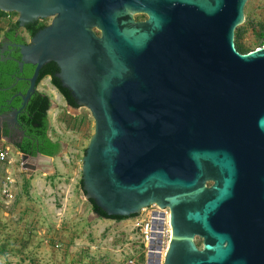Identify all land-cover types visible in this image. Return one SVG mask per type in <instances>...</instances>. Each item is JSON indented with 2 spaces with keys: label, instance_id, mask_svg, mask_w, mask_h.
<instances>
[{
  "label": "water",
  "instance_id": "obj_1",
  "mask_svg": "<svg viewBox=\"0 0 264 264\" xmlns=\"http://www.w3.org/2000/svg\"><path fill=\"white\" fill-rule=\"evenodd\" d=\"M247 2L0 0L20 25L52 18L13 44L20 71L35 69L9 100L20 96L19 107L0 113V141L10 142L2 128L18 123L41 69L55 62L95 119L82 158L88 200L109 216L168 207L164 264H264V45L242 52L235 43ZM60 142L55 156L21 152L22 167L52 164L68 149ZM152 216L161 231L165 213ZM155 234L148 262L159 264Z\"/></svg>",
  "mask_w": 264,
  "mask_h": 264
},
{
  "label": "rangeland",
  "instance_id": "obj_2",
  "mask_svg": "<svg viewBox=\"0 0 264 264\" xmlns=\"http://www.w3.org/2000/svg\"><path fill=\"white\" fill-rule=\"evenodd\" d=\"M18 16L0 9V36ZM146 17L136 15L140 20ZM235 43L242 52L264 45V0H248ZM45 80L58 100L41 85ZM43 81L39 89L56 103L49 111V136L65 142L68 149L51 166L44 164L48 171L28 176L25 169L15 172V198L9 204L0 200V264H126L130 260L145 264L136 220L98 217L83 192L82 158L95 125L90 109L69 110L50 77ZM7 144L20 160V151L10 143L3 145ZM202 241L196 237L199 246Z\"/></svg>",
  "mask_w": 264,
  "mask_h": 264
},
{
  "label": "flooded vegetation",
  "instance_id": "obj_3",
  "mask_svg": "<svg viewBox=\"0 0 264 264\" xmlns=\"http://www.w3.org/2000/svg\"><path fill=\"white\" fill-rule=\"evenodd\" d=\"M17 22L18 18L17 20L12 21L0 36V113L10 112L11 108L19 107L21 102L20 96H16L12 100V102H9V100L13 97L14 94L19 92L25 93L27 91V89L31 85L29 79L33 75L35 69L33 65L26 64L23 71H20L17 60L20 59L21 55L19 52V48L13 46V44L28 43L38 31H40L50 23L46 18L37 19L28 22L25 25H20L19 22ZM1 57H3L4 59L1 60ZM39 77L36 84V90L31 94V97L28 100L27 104L18 115V123H16L13 128H8L7 126H5L1 131L2 135L8 137L10 140L9 143L13 145L17 150L20 151L18 145L27 146L33 152H35V155L40 151H38L36 145L33 143L35 137H33V135H31L30 133L29 120H27L25 116L29 111V106L34 101V96L37 93H44L39 89L40 83L44 78L40 79ZM50 82L52 83L51 77ZM56 89L59 93H61L57 87ZM62 149L63 145L61 144V150L58 153H60Z\"/></svg>",
  "mask_w": 264,
  "mask_h": 264
},
{
  "label": "trees",
  "instance_id": "obj_4",
  "mask_svg": "<svg viewBox=\"0 0 264 264\" xmlns=\"http://www.w3.org/2000/svg\"><path fill=\"white\" fill-rule=\"evenodd\" d=\"M18 23V22H17ZM239 50V49H238ZM59 67L55 62H50L46 64L40 73V79L45 78L46 76H51L52 83L59 89V91L65 96L68 105L78 108L79 105L72 97L70 90L65 88L61 80L56 76V72H58ZM33 103L29 106V111L25 116L27 120H29L30 124V133L35 137L33 143L36 145L38 151L43 154L55 156L61 150V142L53 140L49 135L48 131L50 128V120L48 115V110L51 107L52 100L48 94L37 93L33 98ZM20 151L22 153H28L35 155L29 147L18 145ZM82 186L83 181L81 180ZM92 204L93 211L97 213L101 218H111V219H124L128 218L126 216H109L106 212H104L100 207H98L95 202L90 199ZM131 215V216H135ZM130 216V217H131Z\"/></svg>",
  "mask_w": 264,
  "mask_h": 264
},
{
  "label": "built area",
  "instance_id": "obj_5",
  "mask_svg": "<svg viewBox=\"0 0 264 264\" xmlns=\"http://www.w3.org/2000/svg\"><path fill=\"white\" fill-rule=\"evenodd\" d=\"M11 150L10 145H6L4 147H0V167L5 166L6 164L12 163V156H11ZM21 154V152H20ZM21 166L23 165L22 161V155L20 156L19 160ZM16 178H13L11 174L7 173L4 180L3 185V201L7 204H9L13 199L15 198V192L14 188L16 186ZM154 211H163L165 213L164 217V223H163V229L159 231L158 229H153V216L152 213ZM145 213V216H142ZM133 219L136 221L134 222V225L136 228H138V238L141 245H143V256H144V263L145 264H156V263H149V252L150 246L152 244V239L156 238L158 239V235L154 233L161 232L162 233V242H161V249L159 250L161 256H160V263L164 264V258L165 254L167 252L170 237H171V224H170V209L168 207L166 208H160L156 203L152 204L149 207H145L142 209V211L139 214H136L135 216H132ZM157 244V243H156ZM154 252H158V250H154ZM153 259H157V256H153ZM132 264H140L136 260H130L129 261ZM128 263V262H127Z\"/></svg>",
  "mask_w": 264,
  "mask_h": 264
},
{
  "label": "crops",
  "instance_id": "obj_6",
  "mask_svg": "<svg viewBox=\"0 0 264 264\" xmlns=\"http://www.w3.org/2000/svg\"><path fill=\"white\" fill-rule=\"evenodd\" d=\"M48 77V76H47ZM46 78V77H45ZM44 78V79H45ZM43 79V80H44ZM70 106V105H69ZM71 107L72 106H70L69 107V110L71 109ZM74 108V107H73ZM79 108V107H78ZM77 109V108H76ZM50 111V110H49ZM49 111H48V115H49ZM55 141H60V140H55ZM6 143V141H4V140H1L0 141V147H4V145L3 144H5ZM8 143V142H7ZM7 145H9V144H7ZM6 146V145H5ZM11 156H12V163H10V164H6L5 166H3V167H0V200H2L3 201V191H2V189H3V185H4V180H5V176L7 175V173H9V174H11V176L13 177V178H15V172H17L18 170H20V171H24V169L25 168H23L20 164H18V162H19V160L17 161V157L15 156V154L13 153V152H11ZM48 162H50V161H48ZM52 164H50V166H51ZM49 166V167H50ZM19 168V169H18ZM39 169H37L36 171L38 172V171H40V170H43L44 172L45 171H48L47 170V168L48 167H46V170H45V166L44 165H42V166H40V167H38ZM25 170H27V169H25ZM29 171V172H28ZM34 171L35 170H27V176L28 175H32L33 173H34ZM35 171V172H36ZM105 220H106V218H105Z\"/></svg>",
  "mask_w": 264,
  "mask_h": 264
},
{
  "label": "bare ground",
  "instance_id": "obj_7",
  "mask_svg": "<svg viewBox=\"0 0 264 264\" xmlns=\"http://www.w3.org/2000/svg\"><path fill=\"white\" fill-rule=\"evenodd\" d=\"M49 77V76H48ZM44 88H46L47 92H49L50 94H52L54 96V98H56L57 100L59 99L58 97H60L58 95V93L56 92V90H54L53 88H51L47 83L46 80L42 82L41 84Z\"/></svg>",
  "mask_w": 264,
  "mask_h": 264
}]
</instances>
